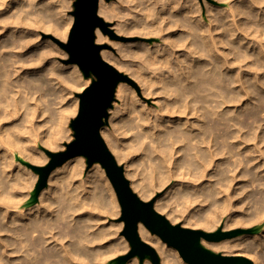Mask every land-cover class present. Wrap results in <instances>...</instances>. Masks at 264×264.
Returning <instances> with one entry per match:
<instances>
[{
    "label": "bare ground",
    "instance_id": "6f19581e",
    "mask_svg": "<svg viewBox=\"0 0 264 264\" xmlns=\"http://www.w3.org/2000/svg\"><path fill=\"white\" fill-rule=\"evenodd\" d=\"M140 1L142 3L137 4L133 9L138 17L142 15L141 18L144 17L147 24L154 27V32H158L160 29H157V24L168 18L170 19L169 23H173L172 26H177L180 23L188 26L189 29L182 33L175 29L167 33L164 39L169 38V49L166 46L154 49L148 44L140 47L143 58H137L140 63L133 74L141 82L143 94L153 97L155 105L154 108H149L141 96H138L139 93L135 86L129 85V82V84L124 81L120 82L116 91L120 103L114 110V125L112 129L108 128L107 131H104L109 147L116 153L119 162H125L126 175L132 178L131 184L139 189V195L144 199H151L154 194L152 186L155 180L169 182L172 178L175 179L174 177L181 179L182 176L187 179V185L200 188L198 192L191 195V201L188 200L191 204H195L199 196L206 198V194L207 196L224 194V202L235 194H242L240 197L242 200L249 197L248 193L251 188L259 187L261 193L258 197H256V193L251 194L258 203L257 209L242 219L229 218V220L231 223L239 221L250 223L254 230H263L264 144L262 141H264V123H260L259 116L264 111L261 104L264 101V94L256 92L258 104L250 103L249 107L243 108L241 101L246 98V95L253 98V94L252 91L248 93L250 88L249 91L246 87L244 88L247 91L243 90L241 76L237 74L236 70L237 73H233L235 86L231 85L228 78L229 52L226 48L228 39H226L224 31L216 35L214 34L216 31L209 29L208 26L205 28L204 25H201L200 31L192 30L193 24L195 27L197 22L192 20L194 17L190 0ZM194 3L196 4V2ZM140 4L144 5L138 8ZM110 6L105 0H101L100 14L107 15V12L111 11ZM66 9L65 0H0V264H14L12 263L14 260L18 261L16 264H104L110 255H114L121 249V243L114 242L112 235L115 229L113 231L110 229L112 224L111 226L109 224L110 227L107 225L103 228H99V226L95 228L92 220H86L89 215L84 216L85 219L78 212L85 207V202L93 208L95 205L97 207L100 205L101 209L104 207L111 214L116 208L114 191L106 175V170L99 162H96L93 169L83 179L86 158L80 155L68 159L51 172L48 185L40 193V202L27 208H24V205L30 202L32 204V201H35L36 190L34 191L30 187V190L33 191H30L29 199L26 198L28 195L25 197L26 199H19L18 197L21 196L17 191L18 182L7 181L14 170L21 169L23 166L21 164H43L50 159L45 155V151L38 149L36 145L56 148L57 140L63 132L62 123L71 110L70 107L63 106L56 112L49 113L45 120L55 124V127L51 124L44 128L46 123H44L45 125L41 123L44 122L41 119V116L44 115V109L41 107L44 102L41 104L40 99L35 98L34 94L38 93L42 96L48 91L50 93L51 90L52 93L61 97L68 92L70 87L67 86L70 84L77 88L83 85L81 73L78 67L73 65L71 67L62 66L59 70L51 71L53 78L57 79L58 88L57 90L50 88L48 86L50 81L45 73L37 75L32 72L33 74H31L34 69L44 68L45 60L32 54V58H40L39 63L32 64L27 60V54L23 55L24 48L29 47L31 50L35 46L32 44L33 27L51 30L59 37H66L72 22V17L66 14ZM240 9L237 4L235 8H230L236 23L235 33L240 28L239 20L236 19ZM145 10L146 12H144ZM150 16H157L161 21L155 24L158 19L150 20ZM216 16H214L215 20L218 18ZM225 16H230V12L226 11ZM223 23L221 22L222 25ZM138 26L139 23L134 26L121 27L123 31L131 32L132 30L137 31L140 28ZM96 33L97 41L103 42L106 38L103 31L97 28ZM240 36L237 33L234 43L232 42L233 45L235 44L234 48L238 47L239 49L240 42L243 41V39L240 41ZM260 38L258 37L259 41ZM249 43L248 45H250ZM181 46L186 50H182ZM50 47L41 50V57H47L51 51L55 50ZM6 48H11L16 52L9 55L6 53ZM233 51L235 50L233 49ZM34 52L36 51L33 50ZM101 54L111 63L117 60L109 50L102 49ZM235 54L238 53L235 52ZM255 54L254 52L252 56ZM238 55L235 56L239 61ZM256 93L254 94L256 95ZM69 95L71 94L69 93ZM66 96L68 97V95ZM55 103L51 105L52 108ZM56 104L58 106L61 103L57 102ZM231 107H235V109H231ZM22 108L26 109H24L25 112L22 111ZM39 118L41 121H38ZM250 119L252 120L250 121ZM33 181L35 182V180ZM162 185L164 184L160 185L159 183V186ZM249 186L252 187L249 188ZM178 187L176 188L178 189ZM183 188L181 192L186 190V187ZM174 192L173 194L176 195ZM177 192L179 193L180 190ZM182 195L185 196L184 193ZM166 199L168 200V198ZM165 202L163 199H159L155 202V207L162 212L167 211L168 216L174 220L173 222L181 223L182 221L183 226L198 225L196 221H192L191 217L176 214L175 210L165 206ZM200 203L198 204L201 205ZM10 206L18 210L12 212L14 215L7 212V208ZM198 212L200 211L198 210ZM101 213L106 214L103 211ZM215 213L213 211L207 216L206 225H209L211 221L218 220ZM192 216L194 217L193 214ZM115 226H112V229ZM2 230L11 231L12 234H1ZM139 234L146 242L158 249L163 256L164 264H176L175 255L173 256L172 253L173 248L158 234L152 233L142 222L139 223ZM260 241V238L252 235H240L232 240L228 239L215 244L208 243L206 246L225 254L251 255L250 251L255 250L262 243ZM175 253L177 252L175 251ZM256 258H260L263 263L262 253H257Z\"/></svg>",
    "mask_w": 264,
    "mask_h": 264
},
{
    "label": "rangeland",
    "instance_id": "374dc122",
    "mask_svg": "<svg viewBox=\"0 0 264 264\" xmlns=\"http://www.w3.org/2000/svg\"><path fill=\"white\" fill-rule=\"evenodd\" d=\"M110 6V9L112 11H109L107 12L108 14L105 15L103 13L100 14V7H99V14L106 20L109 22V26L119 35L121 36H126L127 39H119V38H115V37H112L109 33H106L104 32L101 28V30L103 31V33L106 35V38L103 40V42H98L97 41V33H96V42L100 43V44H103L104 45V48L103 49H106V50H109L112 52V54L115 56V58H117L118 61H113L112 64L115 65L119 70H121L122 72L124 73H127L129 76H131L135 82H136V85L132 84V83H128L129 85H133L135 86V89L137 91L138 96L142 98V100L145 102V104L149 107V108H154V100H153V97H148L146 95L143 94V86L142 84H140L141 82L138 81V79L135 77V75L133 74L134 71H136L135 69L139 67V63H140V60L137 59V58H143L140 53V47L142 45H147L150 46V47H154L155 48H160V47H165L166 48H170V42H169V38L168 39H164V36L167 34V33H170L172 32V30H176L178 31L179 33H182L184 30L188 31V26H185L183 24H180L177 25V26H172L173 23H169V18L168 19H164L163 21H161V19L157 16H150V20H153V19H158V21H156L155 24H157L158 22H160L158 25V32H154V27L147 24V21L144 20V17L141 18L142 15H139V17L137 16V14L135 13V9H133V7H135L137 4L139 3H142L140 0H105ZM222 1V2H221ZM227 1V2H226ZM190 0L189 2L191 3V6H192V16L194 18H192V20H195L194 22L196 23V26L194 27L195 24H193V31L194 29L196 31H200V27L201 25H204L205 26H208L209 29L211 30H215L216 32H214V34L218 35L220 34L222 31H224V35L225 37H227L226 39L227 40V52H229V57H228V71H229V75H228V78L231 82V85L233 84L235 86V84L233 83V73L236 74H239L241 76V83H242V88L243 90L245 91H249V88H250V91L248 93H251L252 91V94H253V98H250L248 95H246V98L243 99V101H241V105L243 106V108H247L250 106V103L251 104H258L257 102V93L256 92H259V93H263L264 94V0ZM233 1V2H232ZM74 2L75 0H65V9H66V6L67 9H66V14L69 16V17H72V22H71V25L69 27V30H68V33L66 35V37H59L57 35H55L51 30H45L41 27L37 28V27H33L32 28V32H33V40H32V44L35 45L31 50L29 49V47H26L23 49L24 53L23 55L27 54L26 56H28L27 60L34 64V63H39L40 62V58L41 60H45L44 63H46L44 66V68H39V69H34L31 71V74H37V75H40L41 73H45L46 77L49 79V85L50 88H55L57 90L58 88V84L57 83V79H54L53 78V75L51 73V71H55V70H59L63 67H71L73 65H76L81 73V82L82 84L84 85V87L82 86H79L80 88H77V86H74L72 87V84H70L69 86L67 87H70V89H68V94L65 93V96H57L55 95L54 93H52L53 91L50 90V93L49 91L46 92V94L44 93L42 96H40L38 93L34 94V97H38V99H40L41 101V104L43 107V114L45 115H42L40 118L42 120H44V122H41V123H46V125L44 126V128L46 127H49L51 124L53 125V127H55V124L51 123V122H48L46 121L45 119H47L49 113H52V112H56L57 109H61L63 106L65 107H70L71 110L69 112H71L69 114V112L67 113V116L65 118V120L63 121L62 123V127H63V132L61 134V136L58 138L57 140V147L56 148H50V147H47V146H42V145H36L38 149L40 150H44L45 149H49V150H53V151H58V150H63L66 148V143L70 142L71 140L74 139V129L72 127V124H71V120L72 118H74L78 112V109H79V96L77 95L78 92H81L87 85L91 84V82L95 79V75L93 73H85L80 67L78 64L76 63H65L63 62V59H66L69 57V54L68 52L63 48L61 47L57 42H55L51 37H50V34H53L55 36H57L58 38H60L61 40H64L66 41L68 39V35H69V31H70V28L73 24V20H74V16L72 14V11L74 10L75 8V5H74ZM196 2V4L194 3ZM198 2V3H197ZM226 2V3H225ZM240 2V3H239ZM257 2V3H256ZM259 2V3H258ZM262 2V3H260ZM194 3V4H193ZM254 3V4H253ZM189 4V3H188ZM237 4V7L238 9V15H237V18L239 20V23H240V28L238 30V34L241 35L240 38L242 41V43L240 42V46H239V49L238 47H235L234 48V45L232 44V42L234 43L235 39H236V35L237 33H235V27H236V23L235 21L233 20V16H232V11H230V8H235ZM144 4H140L138 6V8H141ZM232 5V6H231ZM234 5V7H233ZM244 5V6H242ZM100 6V5H99ZM246 6V8H245ZM113 7V8H112ZM195 7V9H194ZM199 10H198V9ZM243 8V10H242ZM258 8V10H257ZM260 8V9H259ZM194 9V10H193ZM248 9V10H246ZM195 10H196V13H195ZM222 10V11H221ZM223 11H229L230 12V16H225V12ZM250 11L252 12L250 14ZM254 11V13H253ZM259 11V12H258ZM146 12V10L144 11ZM232 12V13H231ZM243 12V13H242ZM195 13V14H194ZM198 13V14H197ZM241 13V14H240ZM256 13V14H255ZM259 13V14H258ZM194 14V15H193ZM219 15V16H216V15ZM254 15V16H252ZM201 16V17H200ZM214 16L218 17L216 18V20L214 19ZM223 16V18H222ZM198 17V19H197ZM248 17V18H247ZM253 17V18H252ZM141 18V20H140ZM196 18V19H195ZM220 18V20H219ZM221 18L223 19L221 21ZM229 18V19H228ZM231 18V20H230ZM202 19V20H201ZM214 19V21H213ZM136 20V21H135ZM199 20V21H198ZM138 21V22H137ZM142 21V22H140ZM218 21V22H216ZM224 21V23H223ZM226 21V22H225ZM261 21V22H260ZM125 22V23H124ZM146 22V23H144ZM221 22L223 23V25L221 24ZM235 24H234V23ZM255 22V23H254ZM121 25H120V24ZM123 23V25H122ZM132 23V24H131ZM139 23V26H138V30H132L131 32H126V31H123L122 30V27L121 26H134V25H137ZM142 23V24H141ZM230 23V24H229ZM233 23V25H232ZM256 23H259V24H256ZM198 24V26H197ZM225 24V26H224ZM143 25V26H142ZM146 25V26H145ZM181 25V26H180ZM210 25V26H209ZM248 28H247V26ZM250 25V26H249ZM260 25V26H259ZM119 26H120V29H119ZM150 26V27H149ZM185 26V27H184ZM222 26V27H221ZM256 26V27H255ZM199 27V28H198ZM208 27H205V28H208ZM221 27V28H220ZM228 27V28H226ZM245 27V28H244ZM251 27V28H250ZM186 28V29H185ZM198 28V29H197ZM234 28V30H233ZM42 29V30H41ZM164 29V30H163ZM217 29H221V30H217ZM227 29V30H226ZM262 29V30H261ZM231 32H230V31ZM245 30V31H244ZM248 30V31H247ZM228 32V33H227ZM235 34H234V33ZM245 32V33H243ZM259 32V33H258ZM256 33V34H255ZM228 34V35H227ZM227 35V36H226ZM230 35V36H229ZM235 35V36H234ZM263 37H262V36ZM36 36V37H35ZM232 36V37H231ZM257 36V37H256ZM258 37H261L260 38V41L258 39ZM232 39V40H231ZM258 39V40H256ZM51 41V42H50ZM250 42V43H249ZM248 43L250 45H248ZM247 44V45H246ZM44 45V46H43ZM51 45V47H50ZM231 45V46H230ZM242 45V47H241ZM246 45V46H245ZM52 48V49H55L53 50V52L51 51V54H49L47 57H41V50L44 49V48H48V47ZM230 46V47H229ZM250 46V47H249ZM181 46V49L182 50H186L185 47ZM244 47V49H243ZM235 51H233V49ZM11 48H6V53L11 55L12 53L14 54V50H10ZM139 49V50H138ZM174 49H176V47H174ZM238 49V50H237ZM240 49H243L242 51H240ZM247 49V50H245ZM250 49H253L250 51ZM260 49V50H259ZM263 49V50H262ZM9 50V51H8ZM27 50V51H26ZM33 50H35L36 52L33 53ZM130 50V51H129ZM8 51V52H7ZM233 53H232V52ZM239 51V52H238ZM248 51V53H247ZM56 52V53H55ZM186 52V51H185ZM235 52H237L238 54H235ZM242 52V54H241ZM246 52V53H245ZM250 52V53H249ZM254 52L257 54H255L254 56H252L254 54ZM54 53V54H52ZM139 53V54H138ZM231 53V54H230ZM244 53V54H243ZM252 53V54H251ZM32 54L33 55H38L37 57L40 56V58H32ZM138 54V55H136ZM140 55V56H139ZM238 55L240 58H239V61L237 60L238 58H236V56ZM246 55V56H245ZM249 55V56H248ZM138 56V57H137ZM263 56V57H262ZM121 59V60H120ZM35 61V62H34ZM39 61V62H38ZM121 62H124V63H121ZM127 62V64H126ZM117 64V65H116ZM119 64V65H118ZM133 64V65H132ZM37 65V64H35ZM34 65V66H35ZM42 65V64H41ZM69 65V66H68ZM55 66V68H54ZM57 66H60V67H57ZM237 72H236V71ZM43 71V72H42ZM33 72V73H32ZM38 72V73H37ZM232 74H231V73ZM242 73V74H241ZM232 75V76H231ZM232 77V78H230ZM232 79V81H231ZM245 79V80H244ZM262 79V81H261ZM243 81V82H242ZM251 82V83H249ZM263 84H260L262 83ZM247 83V84H245ZM255 83V84H254ZM244 84V85H243ZM248 85V86H247ZM251 85V86H250ZM255 87H254V86ZM52 86V87H51ZM253 86V87H252ZM76 87V88H75ZM82 87V88H81ZM246 87V89L244 88ZM72 88V89H71ZM256 89V90H255ZM258 89H260L261 91H259ZM54 90V89H53ZM255 91V92H253ZM69 93L71 95H69ZM256 93V95L254 94ZM54 94V95H53ZM60 94V93H59ZM36 95V96H35ZM46 95H49L46 97ZM53 95V96H52ZM68 95V97L66 96ZM55 97V98H54ZM58 97V98H57ZM67 97V98H66ZM256 97V99H255ZM48 98V99H47ZM43 99V101H42ZM58 99V100H57ZM60 100V101H59ZM67 100V101H66ZM249 100V101H248ZM46 101V102H45ZM58 102V105L55 103V105H53V108H52V104L53 103ZM61 101H64V102H61ZM77 102V103H76ZM246 102V103H244ZM48 103V104H47ZM120 103V100L117 96V92L115 94V100L113 101V105L111 108H109V117L107 119V121L105 122V125L103 126L102 128V136L105 140V142L107 143L108 147L110 146L109 143H108V139L106 138V136L104 135V131L108 130V128H113V121H114V110L116 109L117 105ZM260 103V102H259ZM264 103V101H263ZM262 104V108H264V104ZM45 104V105H44ZM50 104V105H49ZM76 104V105H75ZM247 104V105H246ZM230 105H233V104H230ZM45 106V107H44ZM51 106V107H49ZM57 106V107H55ZM60 106V107H59ZM73 107V109H72ZM25 108H22V111L25 112L24 110ZM53 109V110H52ZM55 109V111H54ZM231 109H235V107H231ZM47 110V111H46ZM47 112V113H46ZM70 116H69V115ZM40 118L38 119V121H41ZM252 119H250L251 121ZM259 121L260 123H264V111L263 113H261V115L259 116ZM49 123V124H48ZM261 129V128H260ZM263 144H264V141H262ZM110 150L112 151L111 147H109ZM46 156H49L46 154V152H44ZM112 153L114 154V156L116 157L117 161H118V158H117V155L116 153H114L112 151ZM84 158H86V161H85V165H84V174H83V179H85L86 177V174L93 169V167L96 165V163H94L92 166H88V161H87V157L86 156H83ZM48 162V161H47ZM47 162L43 163V164H46ZM119 162V161H118ZM119 164H121L123 167H124V171H125V162H119ZM23 166H21V169L17 168L16 170H14V175L11 174L9 176V178H7V181L10 180L9 182L12 183V180L13 181H17L18 182V188H17V191H19V196L21 197H18L19 199L21 198H25L27 195L28 197H26L27 199H29V196L31 194L30 191H35L36 190V184H37V181L39 179V173L37 171H35L34 169H32L31 167H28L26 164H21ZM101 165V163H100ZM24 171H23V169ZM104 168V167H103ZM105 169V168H104ZM263 169V168H262ZM261 169V170H262ZM27 170V171H26ZM20 173L18 174L17 173ZM29 171V172H28ZM31 171V172H30ZM17 175L19 176L16 178V173ZM28 172V173H26ZM264 172V171H262ZM32 173V174H31ZM21 174V175H20ZM23 174H26V175H23ZM35 176H34V175ZM8 175V174H7ZM107 175V173H106ZM125 175H126V172H125ZM29 176H30V179H29ZM35 178H34V177ZM127 178L132 182V178L128 175H126ZM181 176V175H180ZM13 177V179H12ZM108 177V175H107ZM11 178V179H10ZM17 180H15V179ZM19 178V179H18ZM35 180V182L32 180ZM109 178V177H108ZM175 179H171L169 182H164V181H161V180H155V183L153 182V186H152V189H153V192L154 194H152V197L151 199H144L143 197H140L146 201H149V200H154V207H155V202L159 199H163L164 202L167 200L166 198H168V200L165 202V206H169L168 208H170L171 210H175L174 212L176 214H184L186 216H189L192 218V221H196V223L198 224H195L197 226H193V225H188L187 227H193V228H200V229H203V230H206V231H218V230H232V229H239V228H243V229H249L250 231L249 232H238L236 233L234 236L232 237H229V238H226V239H223V240H220V241H209V240H206V239H202L201 240V244L206 246V244H210V243H219V242H222V241H227L228 239L229 240H232V239H235L237 238L238 236L240 235H252L256 238H260V240L262 241V243L255 249V250H252L250 251L251 255H248V254H245V256L251 258L255 264H261V259L259 258H256V255L257 253H262L263 257H264V227H263V230H254V227L252 224L250 223H243L242 221H239V222H230L229 218H244L245 215H247L248 213H253L256 209H257V206H258V203L255 201L254 198H252V195L251 194H254L256 193V197H258L261 193L260 191V188L259 187H256L255 188H251L249 186V188H251L250 190V193H248L249 197L247 198H243L242 200L240 199V197L242 196V194H235L233 197H229V199L227 201L224 202V194H218V196H214L212 194V196H207L206 194V198H207V201L205 197L203 196H199L198 197V200L194 203H190L191 201V195H193L194 193L198 192L200 190V188L198 187H195L194 185H187V179L182 176L181 179L177 178V177H174ZM177 178V180H176ZM27 179V180H26ZM183 179V180H182ZM32 180V182L30 183V181ZM110 184H111V187H112V190L114 191V196H115V200H116V208L115 210L111 213H108L107 209H104V207H102L101 209V206L99 205L98 207L95 205V207L93 208L90 204H86L85 202V207L78 211L79 213H81V217L85 218L86 216H88V218L86 220H92L93 224H94V227L95 228H103L104 226L106 227L107 225L111 226H116L113 227L112 229V226L110 227V229L113 231L115 229L114 234L112 235L113 236V239H114V242L118 243V241L121 243L120 247L121 249H119L117 252L114 253V255H110L109 256V259L107 258V260L105 261L104 264H153L152 261H151V258L150 256L147 254L145 255L143 258H141L139 255H136L134 257H131L127 260H120L119 257L126 254L127 252H129V250L131 249V244L130 242L128 241V239L125 237V235L122 234V231H123V228H124V221L121 220V213H122V209H121V205H120V202L118 200V196H117V193L114 189V186L112 184V182L110 181V179H108ZM29 181V182H28ZM159 181V182H158ZM22 182V183H21ZM27 182V183H26ZM34 182V183H33ZM184 182V183H183ZM186 182V184H185ZM24 183V184H23ZM29 183V185H28ZM159 183L160 185L163 183L164 185L162 186H159ZM166 183V184H165ZM172 183V184H171ZM183 183V184H182ZM33 184V185H32ZM157 184V185H156ZM179 184V185H178ZM19 185H20V188H19ZM28 187V188H26ZM48 185V184H47ZM132 185V184H131ZM177 185V186H176ZM157 188H156V187ZM179 186V187H178ZM23 187V188H22ZM30 187L33 189L30 190ZM133 189L139 194V189L135 188L133 185H132ZM178 187V189L176 188ZM183 187H186L185 189L188 191H183L181 192L182 188ZM193 187V188H192ZM195 187V188H194ZM26 188V189H25ZM155 188V189H154ZM160 188V189H159ZM192 188V189H191ZM18 189H22L21 191L18 190ZM25 189V190H24ZM176 189V190H175ZM184 189V188H183ZM191 189V190H190ZM199 189V190H198ZM175 190V192H174ZM180 192L178 193L177 191ZM190 190V191H189ZM194 192H193V191ZM255 190V191H254ZM252 191V192H251ZM260 191V192H259ZM23 192V193H22ZM26 192V193H25ZM30 192V193H29ZM176 193L175 194H173ZM187 192V194H186ZM192 194H191V193ZM25 193V194H24ZM29 193V194H28ZM36 193V191H35ZM178 193V194H177ZM184 193L185 196H183L182 194ZM206 193V192H205ZM24 195V197H23ZM175 195V196H174ZM182 195V196H181ZM240 195V196H238ZM251 195V197H250ZM83 196V195H82ZM85 197V196H84ZM178 197V198H176ZM189 197V198H188ZM216 197V198H215ZM25 198V199H26ZM184 198V199H182ZM191 198V199H190ZM205 198V199H203ZM252 198V199H251ZM24 199V201H26ZM181 199V200H180ZM190 199V201H188ZM211 199V200H209ZM214 199V201L212 202V200ZM218 202H217V200ZM220 199V200H219ZM232 199V200H231ZM251 199V200H250ZM87 200V199H85ZM178 200V201H177ZM184 200V201H183ZM203 200V201H202ZM223 200V201H222ZM38 201V202H37ZM169 201V202H168ZM193 201V200H192ZM205 201V202H204ZM40 202V194L37 196L36 194V199L35 201H32V204L31 202L29 204H26L24 205V208H27L28 206H32L33 204H37ZM187 202V203H186ZM190 204H189V203ZM201 202L199 205L198 203ZM204 202V203H203ZM228 202V203H227ZM169 203V204H167ZM203 203V204H202ZM254 203V204H253ZM18 204V203H17ZM31 204V205H30ZM189 206H188V205ZM222 204V205H221ZM14 205V204H13ZM23 205V204H22ZM87 205V206H86ZM203 205V206H202ZM209 205V206H208ZM211 205V206H210ZM244 205V206H243ZM94 206V205H93ZM173 206V207H172ZM196 206V207H195ZM239 206V207H238ZM242 208H241V207ZM256 206V207H255ZM119 207V208H117ZM178 208L176 210V208ZM186 207V209H184ZM189 207V209H188ZM205 207V208H204ZM211 208L208 210V208ZM220 207V208H219ZM222 207V210H220ZM229 207V208H228ZM12 208V209H11ZM88 208V209H87ZM97 208V210H96ZM181 208V210H179ZM207 208V209H206ZM215 210H214V209ZM255 208V209H253ZM155 209L157 211H159L160 213L164 214L171 222H173L174 220L172 219V217H169L168 216V213L167 211H160L158 210L156 207ZM183 209V211H182ZM195 209V210H194ZM101 210V211H99ZM198 210L200 212H198ZM203 210H205L204 212H202ZM208 210V212H206ZM228 210V211H226ZM15 211H18L17 209H15L13 206L10 208L8 207L7 208V212L10 213L11 215L13 214L12 212H15ZM88 211V212H87ZM90 211V212H89ZM105 212L106 214H102L101 212ZM186 211V212H184ZM216 212L215 214L217 215L216 216V221H211L209 223V225H206V222L205 219L207 220V216H209L211 214V212ZM248 211V212H247ZM100 212V213H99ZM184 212V213H182ZM196 212V213H195ZM226 212V213H224ZM244 212V213H243ZM99 213V214H98ZM114 213V214H113ZM191 213V214H190ZM224 213V214H223ZM87 214V215H86ZM109 214V215H108ZM192 214L194 215V217L192 216ZM197 214V215H195ZM208 214V215H207ZM219 214V215H218ZM238 214V215H237ZM240 214V215H239ZM244 214V215H243ZM10 215V217H11ZM14 215V214H13ZM78 215V214H77ZM85 216V217H84ZM220 216V217H219ZM243 216V217H242ZM99 217V218H98ZM196 217V218H195ZM202 217V218H201ZM219 217V218H218ZM103 218V219H102ZM106 218V219H105ZM199 218V219H198ZM201 218V220H200ZM197 219V220H195ZM204 219V220H203ZM16 221V219H14ZM99 220V221H98ZM107 220V221H106ZM229 220V222H228ZM101 221V223H100ZM200 221V222H199ZM205 221V222H204ZM90 222V221H89ZM114 222V223H113ZM199 222V223H198ZM203 224H202V223ZM264 222V221H263ZM97 223H99L98 225H96ZM121 223V225H120ZM143 223V222H142ZM173 223H176V222H173ZM181 223H183L181 221ZM229 225H228V224ZM227 224V225H226ZM8 226V225H7ZM208 226V227H207ZM10 227V225L8 226ZM9 229V228H7ZM149 229V228H148ZM150 230V229H149ZM151 231V230H150ZM11 231H6V230H2L1 234H4V235H7V233H10ZM152 232V231H151ZM154 233V232H152ZM254 233V234H253ZM12 234V233H10ZM156 234V233H155ZM257 234V235H256ZM262 237V239H261ZM142 238V237H141ZM143 239V238H142ZM144 240V239H143ZM260 241V242H261ZM167 243V242H166ZM150 244V243H149ZM168 244V243H167ZM152 245V244H151ZM169 245V244H168ZM153 247H155L154 245H152ZM171 246V245H169ZM173 248V256L175 258V263L176 264H186L187 262L183 259L182 255L180 254L179 250L177 248H175L174 246H171ZM207 248L215 251V252H219V253H223L222 251H219V250H216V249H212L211 247H209L208 245L206 246ZM155 249L157 250V253L159 255V258H160V264H164V259H163V256L160 254V252L158 251V249L155 247ZM175 249V250H174ZM177 252L174 254V252ZM260 251V252H258ZM263 251V252H262ZM255 252V253H254ZM257 252V253H256ZM177 254V255H176ZM225 254V253H223ZM254 255V256H253ZM179 256V258H178ZM258 259V260H257ZM109 261V262H108ZM177 261V262H176ZM16 262H18L17 260H14L12 261V263L16 264ZM264 264V261L263 263Z\"/></svg>",
    "mask_w": 264,
    "mask_h": 264
},
{
    "label": "water",
    "instance_id": "95a60500",
    "mask_svg": "<svg viewBox=\"0 0 264 264\" xmlns=\"http://www.w3.org/2000/svg\"><path fill=\"white\" fill-rule=\"evenodd\" d=\"M101 0H75L74 16L68 39L61 40L50 34V37L63 47L69 57L65 63H76L85 73H93L95 79L87 85L79 96V109L71 120L74 139L66 143L63 150L45 149L50 159L46 164H28L39 173L36 184L37 196L47 186L51 172L63 165L68 159L86 156L88 166L99 162L105 168L112 182L121 205V220L124 221L122 234L131 244V249L119 257L127 260L139 255H149L153 264H160L155 247L143 240L139 234V223L143 222L152 232L158 234L169 245L177 248L183 259L190 264H255L241 254H223L215 252L201 244L202 239L220 241L234 236L238 232H249V229H232L206 231L200 228L183 226L171 222L154 207V200L146 201L133 189L131 181L125 175L124 167L108 147L102 136V128L109 117V108L115 100L117 86L120 82L136 85L135 80L103 58V44L96 42L97 28L109 33L112 37L127 39L117 34L99 14Z\"/></svg>",
    "mask_w": 264,
    "mask_h": 264
}]
</instances>
